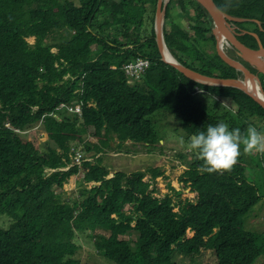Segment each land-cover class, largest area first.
Segmentation results:
<instances>
[{
  "label": "trees",
  "instance_id": "obj_1",
  "mask_svg": "<svg viewBox=\"0 0 264 264\" xmlns=\"http://www.w3.org/2000/svg\"><path fill=\"white\" fill-rule=\"evenodd\" d=\"M214 1L243 19L233 22L244 44L257 48L254 32L264 45V0ZM157 2L0 0V212L13 220L0 227V264H98L78 255L80 235L110 264H264V155L242 154L231 172L210 174L198 171L194 150L176 154L193 201L171 184L156 195L153 183L167 177L161 165L126 172L105 161L114 147L130 156L129 141L151 145L153 161L155 144L170 140L157 132L159 111L181 125L178 141L220 121L230 130L264 125V108L243 90L198 82L162 59ZM176 7L190 30L180 17L170 22ZM211 25L197 0H170L167 47L189 68L235 78L241 72L218 54ZM140 58L150 66L131 83L123 66ZM67 102L82 105L81 117L59 109ZM39 122L48 134L42 149L20 136ZM81 170L78 196L59 198Z\"/></svg>",
  "mask_w": 264,
  "mask_h": 264
},
{
  "label": "rangeland",
  "instance_id": "obj_2",
  "mask_svg": "<svg viewBox=\"0 0 264 264\" xmlns=\"http://www.w3.org/2000/svg\"><path fill=\"white\" fill-rule=\"evenodd\" d=\"M191 14L195 17L196 14L195 12L190 9ZM179 17L182 18L183 26L187 29L190 30L188 24L189 22H186L187 19L183 18L181 16V13L179 14L178 8L176 7L173 10V16L170 19V22L177 19L179 20ZM238 18V17H237ZM212 27V25H211ZM192 35L194 34L193 32L191 33ZM35 38L31 37L29 38L30 42H34ZM224 51L230 55L231 57H238L235 56L233 53L234 48H232L230 45L227 43H224ZM134 61V60H133ZM129 61L128 63H130ZM128 63L124 64L123 68L125 65ZM137 81V80H136ZM133 83V81H131ZM226 102L229 101L228 99H224ZM228 103V102H227ZM230 103V102H229ZM228 105V104H226ZM231 105V104H230ZM233 106V105H231ZM236 107V106H235ZM164 114L162 111L156 112L152 117L156 123L157 126V132L159 135H163L164 132L168 133L170 136V140L168 141V136H164V139L158 144L156 143L155 146L159 147V149L155 150V152H152V155L154 153L156 154V158L152 161L151 157L148 155H151L150 152H148V149L151 147V145L147 144H134L133 142H128L126 148H130L132 150V153L130 156H125V155H120L117 154L121 151L119 148H112L109 150L106 154L100 153L99 155L103 154L105 155V161L107 162V165L111 168L116 166V169H123L126 172L130 171H135L138 169H145L151 165H156L159 166L161 165L162 168L165 169V175L160 176L156 179V181L153 183L152 187L155 186L157 187L158 191L156 195L158 196H163L167 192H172V190L169 188V184L174 186L178 192H180L178 196L179 199H182L183 201L185 200H195L196 199V192H192L190 188H187L183 183L179 182L178 176H180L181 172L184 170L185 165L182 164L181 159L176 155V154H190V150L188 147V140L182 139L178 141V136L183 135V129L181 128V125L171 121H165L163 118L160 116ZM181 122V120H179ZM41 126V123H36L34 125L29 126L25 131H23L20 136L26 140H31L34 142L35 146H37L39 149H42L44 147L45 140L48 138L47 132H45L43 129L39 130ZM262 128V131H264V125H260ZM37 127V128H36ZM89 141L94 142L97 140L96 138L90 137L88 138ZM164 146V153H161V147ZM83 147V146H79ZM125 148V147H124ZM124 148H122L124 150ZM159 150V151H158ZM158 151V152H156ZM83 157H84V152L83 151H78ZM86 156L91 155L93 152H85ZM111 153V154H109ZM135 153V156H132ZM128 158H133L134 160L131 161ZM188 160H191L189 157ZM131 162V163H129ZM151 162V163H150ZM83 176V170H81L80 173L73 175L70 180L64 185V188L58 189V197L61 198L62 200L68 199L71 197H76L79 194L78 188H77V181H79ZM150 177V175L147 176V178ZM178 177V178H177ZM262 207V201L260 202L259 208ZM177 209V208H176ZM12 217L7 214V213H1L0 212V227L6 228L9 226V224L12 222ZM100 233H104L103 231L99 230ZM189 235H191L189 233ZM77 242L81 245V248L78 252V255H83L85 257H90L93 261L97 262L98 264H110L107 260L102 258L101 256L97 255L93 249V243L92 239L89 237H85L84 235L78 236Z\"/></svg>",
  "mask_w": 264,
  "mask_h": 264
},
{
  "label": "water",
  "instance_id": "obj_3",
  "mask_svg": "<svg viewBox=\"0 0 264 264\" xmlns=\"http://www.w3.org/2000/svg\"><path fill=\"white\" fill-rule=\"evenodd\" d=\"M170 0H158L156 18H155V30L156 40L158 43L159 50L162 54V59L175 67L177 70L182 72L185 76L196 80L198 82L209 84V85H220L230 86L243 90L248 95L254 98L264 108V98H260L256 95L255 91L249 90L248 83L255 82L258 84L264 95V88L262 86L260 74H264V45L257 33L252 34L257 38L258 47L253 48L244 44L239 36L243 33H238L235 29L237 26H233L229 19L231 17L222 11L214 0H197L204 8H206L212 23H213V34L216 37V49L222 59L230 66L236 68L241 72V77H217L209 76L200 73L192 68H189L180 63L174 55L170 52L164 39L163 26L165 22V15L167 5ZM243 19L235 18V21H241ZM219 34L223 36L224 43H227L234 48L241 60H237L224 51V44L220 41ZM168 52L170 58L165 56V52ZM244 63H248L251 68L255 71H251V68L246 66ZM258 92V91H257Z\"/></svg>",
  "mask_w": 264,
  "mask_h": 264
},
{
  "label": "clouds",
  "instance_id": "obj_4",
  "mask_svg": "<svg viewBox=\"0 0 264 264\" xmlns=\"http://www.w3.org/2000/svg\"><path fill=\"white\" fill-rule=\"evenodd\" d=\"M129 78L130 82L136 81L131 79V77ZM197 90L199 92L202 91L201 89ZM222 106L227 108L226 105ZM59 109L80 117L83 110L82 105L78 102L62 103ZM229 110L235 115L234 110ZM54 116L59 118L58 114H54ZM17 131L21 132L20 130ZM188 147L190 150H194L197 153L198 158L203 161V164L198 171L210 174H223L225 171L231 172L233 170L242 154L264 155V131L258 130L251 124H249L244 131L238 127L230 130L228 123L220 121L216 125H208L205 131L193 134L189 138ZM94 153L95 152L92 154ZM84 155L86 156L85 152Z\"/></svg>",
  "mask_w": 264,
  "mask_h": 264
},
{
  "label": "built area",
  "instance_id": "obj_5",
  "mask_svg": "<svg viewBox=\"0 0 264 264\" xmlns=\"http://www.w3.org/2000/svg\"><path fill=\"white\" fill-rule=\"evenodd\" d=\"M150 61L146 58H140L134 62H131L124 67V71L127 76L131 77L133 80H138L145 71L149 68ZM79 156L81 154L79 153ZM77 162H80V157L76 158Z\"/></svg>",
  "mask_w": 264,
  "mask_h": 264
},
{
  "label": "bare ground",
  "instance_id": "obj_6",
  "mask_svg": "<svg viewBox=\"0 0 264 264\" xmlns=\"http://www.w3.org/2000/svg\"><path fill=\"white\" fill-rule=\"evenodd\" d=\"M228 15H229V14H228ZM229 16L231 17V19H229L230 22L235 21V18H237V17L231 16V15H229ZM212 29H213V27H212ZM212 32H213V31H212ZM214 36H215V35H214ZM219 37H220V41L222 42V44H224L225 41H224V39H223V36L219 34ZM257 47H258V46H257ZM165 56H166L167 58H170V56H169V54H168L167 51L165 52ZM137 60H138V59H137ZM135 61H136V60H135ZM131 62H134V61H131ZM131 62H130V63H131ZM128 64H129V63H128ZM237 77H241V73H240ZM248 86H249V90H252V91L254 90L257 96H259L260 98H264V95H263L261 89L259 88L258 84H256L255 82H249V83H248ZM257 91H258V92H257ZM36 128H37V127H36Z\"/></svg>",
  "mask_w": 264,
  "mask_h": 264
},
{
  "label": "flooded vegetation",
  "instance_id": "obj_7",
  "mask_svg": "<svg viewBox=\"0 0 264 264\" xmlns=\"http://www.w3.org/2000/svg\"><path fill=\"white\" fill-rule=\"evenodd\" d=\"M231 24H232V25H235L234 22H231ZM235 30H236L238 33H243V32H240V31L238 30L237 27H236ZM241 30H243V29H241ZM233 53L235 54V56H238L237 51H236L235 49L233 50ZM233 57H234V56H233ZM234 58H236L237 60H241L239 56H238V57H234ZM244 64H245L246 66H248V67L251 68V66H250L248 63H244ZM251 71H254L253 68H251ZM254 72H255V71H254Z\"/></svg>",
  "mask_w": 264,
  "mask_h": 264
}]
</instances>
